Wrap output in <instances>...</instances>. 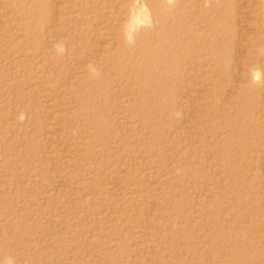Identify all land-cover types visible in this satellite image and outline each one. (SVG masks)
Segmentation results:
<instances>
[{
	"label": "rangeland",
	"instance_id": "obj_1",
	"mask_svg": "<svg viewBox=\"0 0 264 264\" xmlns=\"http://www.w3.org/2000/svg\"><path fill=\"white\" fill-rule=\"evenodd\" d=\"M0 264H264V0H0Z\"/></svg>",
	"mask_w": 264,
	"mask_h": 264
}]
</instances>
